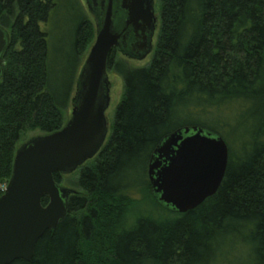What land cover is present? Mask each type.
I'll return each mask as SVG.
<instances>
[{
    "label": "trees",
    "instance_id": "trees-1",
    "mask_svg": "<svg viewBox=\"0 0 264 264\" xmlns=\"http://www.w3.org/2000/svg\"><path fill=\"white\" fill-rule=\"evenodd\" d=\"M158 2L151 62L134 67L108 58V70L124 83L108 141L92 164L54 174L59 185L77 192L66 217L37 242L31 261L12 264H214L233 241L251 264H264V0ZM56 8L57 0H0V26L10 36L0 79V197L22 135L65 126L94 35L80 11L54 52L43 27ZM227 113L251 124V142L240 153L228 147L217 193L185 214L162 208L148 179L157 145L187 126L222 137ZM211 114L216 121L202 117ZM145 191L163 219L140 209L134 194Z\"/></svg>",
    "mask_w": 264,
    "mask_h": 264
},
{
    "label": "water",
    "instance_id": "water-1",
    "mask_svg": "<svg viewBox=\"0 0 264 264\" xmlns=\"http://www.w3.org/2000/svg\"><path fill=\"white\" fill-rule=\"evenodd\" d=\"M118 39L107 13L79 71L71 118L61 130L34 137L17 149L0 197V264L32 260L37 242L66 217L69 199L77 193L59 185L54 174L75 173L104 147L111 102L107 63ZM9 40L0 26V79ZM227 166L228 146L219 134L199 126L179 128L151 155V193L162 208L185 214L217 193ZM46 196L49 202L43 205Z\"/></svg>",
    "mask_w": 264,
    "mask_h": 264
},
{
    "label": "rangeland",
    "instance_id": "rangeland-1",
    "mask_svg": "<svg viewBox=\"0 0 264 264\" xmlns=\"http://www.w3.org/2000/svg\"><path fill=\"white\" fill-rule=\"evenodd\" d=\"M76 2V0H75ZM158 2V0H157ZM75 3H73V0H57V8L52 12L51 18L49 22L47 23L46 27H43V30L48 29L50 31V49L53 48L54 52H56V48L59 47V43L62 42V38L64 34H68L71 32L70 26H74L78 23L80 19V11H83V13L86 15L87 19L91 21L92 28L94 30L93 38L91 39L90 43L86 46L84 51V62L90 52L91 47L93 46L95 39H96V29L94 25V20L92 16L88 13L87 6L85 4V0H77L75 6ZM159 5V2H158ZM157 14L159 15V6H157ZM52 46V48H51ZM152 55L147 57L145 60L142 61H129V64L134 67H144L148 65L151 62ZM120 58L121 56L118 55ZM52 58V57H51ZM55 60V55L53 56V59ZM83 62V63H84ZM82 67V66H81ZM108 77L110 81V97L111 102L108 110L106 111V118L108 121V127H109V133L112 130L113 120H114V114L116 111V108L118 107L124 92V83L121 76L113 72L112 70H108ZM76 93V85L74 87L73 95L71 98V101L69 103L68 109L66 111L65 117H64V123L66 124L69 119L71 118V112H72V103L73 98ZM216 114L211 115H205L202 116L204 118H208L211 120L216 121L215 117ZM223 120L229 124L228 128L225 129V131L222 134L223 140L226 142L228 147L236 149L239 153L241 152V149L243 148L244 143H250L251 142V131L252 127L251 124L246 123L245 120L240 116L239 114H223L222 115ZM44 135L43 132L39 130H29L26 131L18 145L17 149L20 148L22 145H24L26 142H28L30 139ZM97 157V156H96ZM95 159L88 161L85 165H90L94 162ZM66 187V186H65ZM69 188V187H68ZM136 199H138V204L140 205V209L147 213V215L154 216L156 218H164V215L161 213V211H158V206L154 202L152 196L149 194V191L145 192H137L134 194ZM233 242H228L227 248L225 250L228 253L222 254L220 257H216V262L214 264H251L250 259L248 257V254L244 252V249L242 248V245L238 242L233 244Z\"/></svg>",
    "mask_w": 264,
    "mask_h": 264
},
{
    "label": "flooded vegetation",
    "instance_id": "flooded-vegetation-1",
    "mask_svg": "<svg viewBox=\"0 0 264 264\" xmlns=\"http://www.w3.org/2000/svg\"><path fill=\"white\" fill-rule=\"evenodd\" d=\"M85 4L96 32L107 13L110 14L112 30L119 37L110 53L115 59L129 63L154 54L160 31L157 0H85ZM110 135L111 132L107 141Z\"/></svg>",
    "mask_w": 264,
    "mask_h": 264
}]
</instances>
